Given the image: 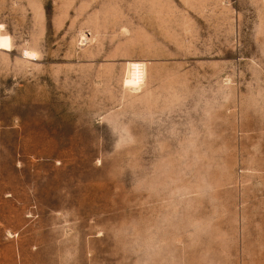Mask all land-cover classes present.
<instances>
[{"label": "rangeland", "instance_id": "1", "mask_svg": "<svg viewBox=\"0 0 264 264\" xmlns=\"http://www.w3.org/2000/svg\"><path fill=\"white\" fill-rule=\"evenodd\" d=\"M150 238L264 264V0H0V264Z\"/></svg>", "mask_w": 264, "mask_h": 264}, {"label": "clouds", "instance_id": "2", "mask_svg": "<svg viewBox=\"0 0 264 264\" xmlns=\"http://www.w3.org/2000/svg\"><path fill=\"white\" fill-rule=\"evenodd\" d=\"M166 247L165 241L150 238L139 249L145 255L144 264H157V261H159V264H168L165 258Z\"/></svg>", "mask_w": 264, "mask_h": 264}, {"label": "bare ground", "instance_id": "3", "mask_svg": "<svg viewBox=\"0 0 264 264\" xmlns=\"http://www.w3.org/2000/svg\"><path fill=\"white\" fill-rule=\"evenodd\" d=\"M129 66L132 68L131 71H130V74L126 80V83L127 85L129 86H132L133 87H140L142 85V83L144 82V67L142 66V64L140 63H136V62H131L129 64ZM140 76L142 79H141V82L139 83V85H135L134 84V81L136 80L137 76Z\"/></svg>", "mask_w": 264, "mask_h": 264}, {"label": "snow or ice", "instance_id": "4", "mask_svg": "<svg viewBox=\"0 0 264 264\" xmlns=\"http://www.w3.org/2000/svg\"><path fill=\"white\" fill-rule=\"evenodd\" d=\"M141 79L142 78L138 75L137 78H136V80L134 81V84L138 86L139 83L141 82Z\"/></svg>", "mask_w": 264, "mask_h": 264}]
</instances>
